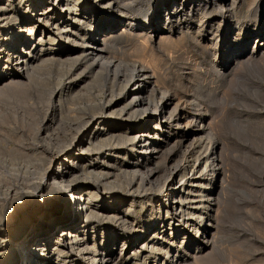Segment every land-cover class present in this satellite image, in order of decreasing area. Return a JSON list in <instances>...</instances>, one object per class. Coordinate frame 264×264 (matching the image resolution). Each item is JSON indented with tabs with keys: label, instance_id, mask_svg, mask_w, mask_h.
<instances>
[{
	"label": "bare ground",
	"instance_id": "6f19581e",
	"mask_svg": "<svg viewBox=\"0 0 264 264\" xmlns=\"http://www.w3.org/2000/svg\"><path fill=\"white\" fill-rule=\"evenodd\" d=\"M235 1L154 0L147 16L133 22L127 0H0V97L22 86L23 93H44L48 104L41 119L28 121L35 138L28 151L0 150L7 167H0V264H177L190 255L189 249L180 251L182 244H209L219 173L216 141L201 119L186 123L183 130L192 137L184 164H166L167 152L183 143L173 141L174 131L189 113L179 116L187 108L166 87L162 70L161 53L181 40L163 35L162 27L185 11L209 24L232 12ZM120 25V33L114 32ZM228 25L220 31L223 67L243 51L231 45L242 28ZM261 35L256 50L264 46ZM125 40L127 51L119 48ZM143 195L163 207H150L146 224L133 227V203ZM176 214L180 227L192 226L190 232L175 231ZM117 226L133 237L127 247L121 242L123 257L115 263ZM175 233L180 243L170 255L165 242L174 241Z\"/></svg>",
	"mask_w": 264,
	"mask_h": 264
},
{
	"label": "rangeland",
	"instance_id": "374dc122",
	"mask_svg": "<svg viewBox=\"0 0 264 264\" xmlns=\"http://www.w3.org/2000/svg\"><path fill=\"white\" fill-rule=\"evenodd\" d=\"M127 1L131 2L127 12L135 15L130 18L133 22L144 19L146 12L148 14L154 5V0H150L145 13L139 14L147 0ZM234 4L232 12L213 19L209 24L202 25L196 12L185 11L174 15L173 22L168 20L167 25L162 27V32L165 33L163 35H171L172 39L181 40L178 48L161 53L162 66L164 65L162 70L166 69V87L170 92H176L182 98L185 109L187 108L186 113L181 111L179 116L189 113L181 121V127L174 131L173 141L183 139V146L177 143L180 147L176 145L167 152L166 157L170 159H167L166 164L183 162V152L192 137L187 130H183L184 124L192 125L194 120L198 124L201 119V123L206 125L216 141L215 153L219 172L214 191L212 238L209 244L198 248L194 241L187 246L182 244L184 248H180V251L189 249L190 255L181 257L177 264H264V46L258 50L254 48L257 41L262 39L261 34H264V0H236ZM197 7L194 5V9ZM178 20L186 21L180 25L182 31H178L179 33L174 32V25L179 23ZM230 23L231 28H242L239 34L234 33L231 45L240 46L243 51L235 61L223 67L226 51L221 46L220 31L227 25L230 28ZM120 29L121 25L116 26V29L114 27L113 31L120 33ZM149 46L151 48L152 43L146 44V47ZM128 47L127 40L119 43V48L125 51ZM52 75L55 76V71L49 77L53 78ZM9 77L10 75H6L4 82H8ZM17 87L11 88L0 97V115L5 114L1 118L3 122L0 121V150L4 154L12 153L14 149L15 153L28 151L35 140L32 137L33 128L30 127L32 124L29 122L41 119L46 110L48 111L47 101L45 102L47 98L42 97L44 93L39 98L38 93H23V87L21 86L22 90H19L20 86ZM201 113L203 114L200 115ZM12 116L16 119L10 118ZM132 158L127 156L126 160L131 161ZM0 167L3 171L7 170L3 159ZM139 169L142 171L144 168ZM161 174L167 177L168 171H161ZM161 180L160 184L163 181ZM150 207H154L156 211L162 209L163 205L156 203L152 195H143L133 203L134 211L131 210L133 213L129 218L133 220V227L141 228L146 224ZM180 223V217L176 214L172 220V226L178 227L175 231L182 228L191 231L192 226L180 227ZM116 229L114 245H111V248L114 246L115 263L123 257V254H119L121 242H126L127 247L133 237L128 228L125 230L117 226ZM60 230L61 228L56 229L55 233ZM165 232L170 234V230ZM176 235L175 233L171 238L174 241L165 242L170 255L175 253L180 243V238ZM141 257L142 255L137 258L138 263L142 261ZM128 262L132 264L133 259ZM155 263L158 264V261Z\"/></svg>",
	"mask_w": 264,
	"mask_h": 264
}]
</instances>
